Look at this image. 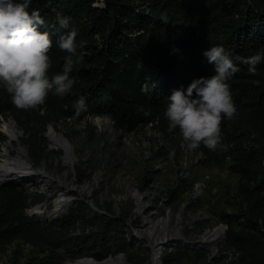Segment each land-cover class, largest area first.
<instances>
[{
  "label": "trees",
  "instance_id": "1",
  "mask_svg": "<svg viewBox=\"0 0 264 264\" xmlns=\"http://www.w3.org/2000/svg\"><path fill=\"white\" fill-rule=\"evenodd\" d=\"M31 9L40 10L46 21L42 30L54 41L50 74L63 70L65 51L55 41L71 28L77 29V42L83 45L85 57L72 70L76 80L73 89L63 97L50 91L43 114L17 107L6 88L0 87V118L19 112L31 123V115L36 129L31 137L39 134V125L62 118L81 121L102 116L111 119L122 133L157 122L164 137L177 134L182 139L179 128L168 130L164 115L167 96L175 88H186L193 78L214 72L204 50L223 44L235 57L264 49V0H32ZM64 18L68 19L67 27L61 23ZM235 62L239 70L229 82L237 112L221 125L230 147L213 151L201 145L197 150L207 162L222 163L232 157V168L240 175L239 206L220 212L228 227L219 254L211 257V251L204 248H167L164 264H264V61L255 73L240 60ZM145 81L157 82L151 93L141 91ZM80 95L87 97L88 107L76 116L73 105ZM6 138L0 126V158ZM33 139L27 140L34 157L40 158L44 141H37L39 136ZM167 152L160 147L155 157ZM150 174L144 175L141 189L153 180ZM86 178L78 166L77 179L83 182ZM195 185L194 179L181 176L166 195L171 203H181L180 198ZM44 200L41 193L16 181L0 185V251L20 238L46 243L60 254L51 253L38 263L27 264H65L68 259L84 256L103 260L120 252H125L132 264H145L149 258L138 250L150 247L140 244L124 203L116 211L111 202L106 206L96 202L108 211L102 214L79 199L57 219L28 212L31 202ZM199 200H192L189 206ZM76 229L82 232L72 233ZM186 230L190 231L188 225Z\"/></svg>",
  "mask_w": 264,
  "mask_h": 264
},
{
  "label": "rangeland",
  "instance_id": "2",
  "mask_svg": "<svg viewBox=\"0 0 264 264\" xmlns=\"http://www.w3.org/2000/svg\"><path fill=\"white\" fill-rule=\"evenodd\" d=\"M10 117L15 118L24 129L22 143L26 146V156L33 163L34 168H44L58 179L63 175L64 179L53 182L47 191L41 190L38 183L35 187L21 184L30 191H38L45 198L44 201L39 202L43 207L31 202L28 212H33L37 206L42 214L50 215L54 208V200L63 191L68 192L73 184L82 186L89 183V189L71 190V196H77L74 203L86 198L94 200L95 203L99 202L103 206L111 202L116 211L124 203L129 210V221L137 230L140 244L143 247H150V250L138 249L149 255L145 264H153L151 254L154 230L158 231L157 233L161 232V236L164 237L180 230L189 240L202 239L209 229L223 223L220 218L221 211H233L239 206L240 175L232 168V157L228 156L222 163L207 162L203 160L201 151L188 149L186 143H182V139L177 134L162 137L146 127L139 128L135 132L122 133L110 121L102 120L98 116H88L81 121L62 118L44 126L39 125L40 129L37 131L39 134L31 137V133L36 132L31 115V123L19 112L1 116V129L3 119ZM50 125H55L58 130L64 131L71 139L77 155L74 164H68L65 161L66 150L61 146L57 147L48 135ZM37 136H39L37 141H44L42 142L43 155L40 158L34 157L32 145L27 140L33 141V138ZM163 146L167 148V154L155 157L156 151ZM78 166L87 174L83 182L77 179ZM151 169L153 171L150 172ZM147 173H151L153 180L150 186L154 185L152 188L156 187L157 192L166 193L169 188L177 184L181 176L194 179L195 189L197 184H200V188L199 191L194 189L183 195L180 198L181 203H171L168 200L165 205H161L160 199L155 198L153 202H149V205L142 206L138 203L134 191L136 187L142 186L144 175ZM198 197L200 200L197 205L190 207L189 203ZM203 219L207 221L198 225L197 221ZM187 225L190 231L186 230ZM81 229L73 230L72 233L76 231L81 233ZM180 246L184 245L175 247ZM168 247L170 246L167 244L164 249ZM199 248L212 252L213 247L203 245L192 249ZM56 251L58 250H54L46 243H32L18 238L0 251V264H27L28 261L38 263L51 253L60 255ZM59 252L63 253L62 250ZM126 256L128 263L132 264L127 254ZM78 260L68 259L65 264Z\"/></svg>",
  "mask_w": 264,
  "mask_h": 264
},
{
  "label": "clouds",
  "instance_id": "3",
  "mask_svg": "<svg viewBox=\"0 0 264 264\" xmlns=\"http://www.w3.org/2000/svg\"><path fill=\"white\" fill-rule=\"evenodd\" d=\"M31 3L32 0H0V87L6 88L17 107L37 109L43 114L47 111L46 98L50 91L63 97L73 89L76 80L72 70L85 57L83 45L77 42V29L71 28L55 41L65 51L63 70L50 74L54 41L48 31L42 30L45 18L39 9L30 10ZM61 23L67 27L68 19ZM203 54L214 72L193 78L186 88H175L167 96L164 115L168 130L179 128L181 142L188 149L196 150L204 145L213 151L218 147L227 150L230 144L223 138L221 125L237 112L229 82L239 70L235 60L255 73L257 65L264 61V49L234 57L223 44H213ZM156 83L145 81L141 91L151 93ZM73 107L79 116L88 107L87 97L80 95Z\"/></svg>",
  "mask_w": 264,
  "mask_h": 264
},
{
  "label": "bare ground",
  "instance_id": "4",
  "mask_svg": "<svg viewBox=\"0 0 264 264\" xmlns=\"http://www.w3.org/2000/svg\"><path fill=\"white\" fill-rule=\"evenodd\" d=\"M2 129L7 135L6 140L2 143V156L0 158V180L8 178L10 181H16L20 184L35 187L37 183L39 188L43 191L50 189L53 182L60 180L63 181V175L55 177L47 172L44 168L35 169L33 163L27 158L26 146L22 143V136L24 135V129L19 126V123H15L11 118H4L2 121ZM54 144L59 147H63L66 150L65 161L68 164H74L77 160V155L74 150V144L71 139L65 134L64 131L58 130L55 125H51L49 133ZM71 145L73 146L71 148ZM14 150L16 152H14ZM74 188L80 190H86L90 188V184L86 183L82 186L73 184L70 186L68 192L63 191L54 200V208L50 213V217H54L63 212L67 205L71 201V190ZM137 194V193H136ZM138 197H141L138 194ZM158 232V231H157ZM155 230L152 233L154 248L160 250L170 242L182 243L184 241V234L178 230L176 233L169 234L164 237L161 236V232L157 233ZM217 232L207 234L201 239L204 243L213 244L218 240ZM158 259L156 258V262ZM70 264H93L89 261L84 262H71ZM97 264H125L124 259L120 257H113L106 261L99 262Z\"/></svg>",
  "mask_w": 264,
  "mask_h": 264
},
{
  "label": "water",
  "instance_id": "5",
  "mask_svg": "<svg viewBox=\"0 0 264 264\" xmlns=\"http://www.w3.org/2000/svg\"><path fill=\"white\" fill-rule=\"evenodd\" d=\"M15 123H17V120L15 119V118H13V117H10ZM51 126V125H50ZM3 130V129H2ZM4 131V130H3ZM73 146L71 145V148H72ZM1 154H2V151H1ZM10 181V179H8V178H5V179H1L0 180V185H3V184H6V183H8ZM18 183V182H17ZM75 199H77V196H72V198H71V201H70V203L67 205V207L65 208V210H67V209H69L71 206H70V204L71 203H74V201H75ZM86 200H87V202L88 203H90V205L95 209V210H97V211H99L100 213H102V214H104V213H108V211L107 210H105V209H103V208H101L99 205H97L93 200H90V199H88V198H86ZM64 210V211H65ZM63 211V212H64ZM63 212H61V213H59L58 215H56V216H54V217H50L48 214H41V217L42 218H48V219H57V218H59L60 216H61V214L63 213ZM228 226H227V224H224V223H221L220 225H218V226H216L214 229H213V233L214 232H217L218 234H216V235H218L217 237L219 238V239H221V240H224L225 238H226V228H227ZM184 238V241L182 242V243H175V242H173V241H170L169 243H168V245L169 246H178V245H184L185 247H191V248H197V247H200V246H203V245H206V246H212L213 248H212V257L213 256H215L216 254H217V252H218V249H219V246H218V244H209V243H204V242H202L201 241V239H198V240H189V239H187L185 236L183 237ZM113 257H120V258H122V259H124V263L125 264H129L128 263V259H127V256H126V254H125V252H120V253H118V254H116V255H110V256H108L107 258H105V259H103V260H98V259H96L95 257H93V256H84V257H81L78 261H80V262H84V261H89V262H92L93 264H97V263H99V262H102V261H106V260H108V259H111V258H113Z\"/></svg>",
  "mask_w": 264,
  "mask_h": 264
},
{
  "label": "built area",
  "instance_id": "6",
  "mask_svg": "<svg viewBox=\"0 0 264 264\" xmlns=\"http://www.w3.org/2000/svg\"><path fill=\"white\" fill-rule=\"evenodd\" d=\"M98 118H101L102 120H107V121H110L113 125V121L109 118H104L102 116H98ZM156 123L157 122H150L148 124H146L145 126L143 127H146L148 128L149 130H151V132L155 131L157 133V135H162V137H164V134H163V131L159 128V127H156ZM138 130V129H137ZM135 130V131H137ZM133 131V132H135ZM150 142V141H149ZM151 183H149V185L145 188V189H141L140 187H136L135 189V195L137 196V199H138V203L141 204L142 206L148 204L149 205V202H153L154 199H160L159 200V203L161 205H165V202H167L169 200V197L166 195V193H161V191L157 192V189L156 187L152 188L154 185H151ZM152 188V190H151ZM199 188H200V184H197L196 186V189L195 191H199ZM141 190H144V192H141ZM137 193V194H136ZM146 193V194H144ZM138 194L141 195V197H138ZM198 194V193H197ZM146 195V198H144ZM144 198V199H143ZM94 201V200H93ZM95 202V201H94ZM37 206H42V203H38ZM35 208V210L33 212H30V214H34V213H38L39 215H41L42 213L40 212V210H38V208ZM156 206V205H155ZM41 213V214H40ZM133 221V220H132ZM214 229V228H213ZM213 229H209V231H207L206 235L209 234V233H212L213 232ZM227 229V228H226ZM135 233L137 234V230H135ZM138 235V234H137ZM139 237V236H138ZM191 240V239H190ZM225 240V239H224ZM224 240H221L218 238L217 242L214 243V244H218L219 246V249H218V252L217 254H219V250H220V244L221 242H223ZM171 248L175 247V246H170ZM168 247V248H170ZM152 254H151V259H152V262L153 264H164V254H165V251L167 248H162L160 250H157L154 248V245L152 246ZM216 254V255H217ZM211 255H212V252H211ZM212 257V256H211ZM156 258L158 259V261L156 262Z\"/></svg>",
  "mask_w": 264,
  "mask_h": 264
}]
</instances>
